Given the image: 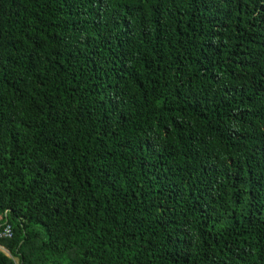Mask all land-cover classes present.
Masks as SVG:
<instances>
[{
    "label": "trees",
    "instance_id": "trees-1",
    "mask_svg": "<svg viewBox=\"0 0 264 264\" xmlns=\"http://www.w3.org/2000/svg\"><path fill=\"white\" fill-rule=\"evenodd\" d=\"M0 264H264V0H0Z\"/></svg>",
    "mask_w": 264,
    "mask_h": 264
},
{
    "label": "built area",
    "instance_id": "built-area-1",
    "mask_svg": "<svg viewBox=\"0 0 264 264\" xmlns=\"http://www.w3.org/2000/svg\"><path fill=\"white\" fill-rule=\"evenodd\" d=\"M13 234L14 232L12 226L6 225L0 230V239H11L13 238Z\"/></svg>",
    "mask_w": 264,
    "mask_h": 264
},
{
    "label": "rangeland",
    "instance_id": "rangeland-1",
    "mask_svg": "<svg viewBox=\"0 0 264 264\" xmlns=\"http://www.w3.org/2000/svg\"><path fill=\"white\" fill-rule=\"evenodd\" d=\"M0 249H1L5 254H7L9 257H12L11 253H10L6 248H4L3 246H0ZM14 260H15V262H16L17 264H19V259H18V258H14Z\"/></svg>",
    "mask_w": 264,
    "mask_h": 264
}]
</instances>
